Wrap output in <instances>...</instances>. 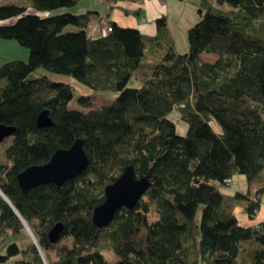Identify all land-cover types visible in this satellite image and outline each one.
<instances>
[{"label": "trees", "instance_id": "1", "mask_svg": "<svg viewBox=\"0 0 264 264\" xmlns=\"http://www.w3.org/2000/svg\"><path fill=\"white\" fill-rule=\"evenodd\" d=\"M18 1L0 5V41L30 51L29 61L0 67V125L16 130L10 165L0 164V264H264V223L245 227L236 215L242 206L254 219L264 195V0H201L187 54L166 16L153 38L113 22L95 38L89 13L56 14L81 0ZM41 69L119 96L103 109L82 96L89 110L69 109L75 87L34 77ZM45 111L53 125L40 128ZM174 111L190 126L186 137L169 120ZM79 139L90 160L84 173L25 194L19 175ZM130 166L151 188L97 227L107 187ZM239 175L247 192L223 190ZM110 252L117 262L106 260Z\"/></svg>", "mask_w": 264, "mask_h": 264}, {"label": "crops", "instance_id": "2", "mask_svg": "<svg viewBox=\"0 0 264 264\" xmlns=\"http://www.w3.org/2000/svg\"><path fill=\"white\" fill-rule=\"evenodd\" d=\"M11 3H19L18 0H0V5H10ZM201 0H121L118 3H107L105 0H81V3L71 10H62L56 14L72 13L73 15L89 16L88 33L89 36L98 38L106 23H116L120 27L137 29L143 36L153 38L158 32L156 21L162 17H167L168 27L176 40V49L182 54L189 53L188 31L199 23L201 16L199 9ZM97 31H96V30ZM182 38V41H179ZM3 43V42H2ZM0 43V47L4 46L6 50L15 51L17 56H9L0 53V67L10 60L26 61L28 53H22L15 46ZM160 52V50H159ZM13 62V61H12ZM247 182L245 179H235V193L247 192ZM234 194V193H232ZM261 211L254 219H250L242 206L236 209V215L242 226L257 227L264 223V195L262 196Z\"/></svg>", "mask_w": 264, "mask_h": 264}, {"label": "water", "instance_id": "3", "mask_svg": "<svg viewBox=\"0 0 264 264\" xmlns=\"http://www.w3.org/2000/svg\"><path fill=\"white\" fill-rule=\"evenodd\" d=\"M38 121L40 128L52 126L53 120L50 118V111L43 112ZM15 131L13 127L0 125V144L6 141L7 138L13 137L16 134ZM84 143L83 140L79 139L71 149L57 151L49 163L32 166L21 173L19 183L24 193L28 194L30 190L41 185L56 184L62 187L67 181L74 180V178L84 173L90 165ZM151 184L152 182L148 178L138 179L134 168L132 166L128 167L115 183L107 187L106 200L97 207L93 215L95 225L100 228H107L114 221L119 210L123 208L135 209L151 188ZM0 194L4 197L1 190ZM60 232L59 227L52 232V241H57ZM30 233L34 242L38 244L34 234L31 231Z\"/></svg>", "mask_w": 264, "mask_h": 264}, {"label": "rangeland", "instance_id": "4", "mask_svg": "<svg viewBox=\"0 0 264 264\" xmlns=\"http://www.w3.org/2000/svg\"><path fill=\"white\" fill-rule=\"evenodd\" d=\"M226 8H228L227 5H226ZM109 26H110V23H106L103 31H101L102 35H103V32L105 31V29L107 30ZM76 31H78V30L74 26H68L67 29L65 30V32H76ZM179 41H182V38H179ZM0 43H2L4 45L8 44L11 47L15 46L22 53L27 52L28 58L26 61L25 60L24 61L25 62L29 61L30 51L28 48H26V47L23 48L22 46H20L15 41L10 42V41L2 40V41H0ZM4 48H5L4 46L0 47V53L1 54H7L11 57L17 56L20 58V55H13V54H16V52L14 50L9 51V50H6ZM202 59H204V61L210 62V63L215 62V60H217V58L213 55H211V56L204 55L202 57ZM10 61L12 62V61H22V60H14L13 59ZM24 61H22V62H24ZM40 75L48 76V77H50L51 80H53L55 82H64V83H68V84L70 83V84H72V86L75 87V96H74L75 98L73 101L70 102L69 109L78 110V111H82V110L88 111L89 109L85 108L80 101L82 96L90 98V105L94 109H103L106 106L112 105L114 103V100L119 96L118 93H116V92H114V93H112V92H103V93L96 92L93 89H91L90 87L84 85L83 83L75 80L74 78H72L70 76L67 77V76H63V75H55V74H52L48 71L46 72L45 70L41 69V70H38L36 72L34 77H38ZM169 120H171L175 124V126H177V134L180 137H182V136L186 137L188 135V131H189L190 126L183 120L182 115H180L179 112L174 111V112L170 113ZM211 124L219 134L222 133V127L220 126V124H218L215 120L213 122H211ZM12 142H13V137H10V138H7L6 141H4L3 143L0 144V164L6 165V166L10 165V161L5 156V151L9 146L12 145L11 144ZM236 178L237 179L241 178V179L246 180L247 184H245V185H246V190H247V185H248L247 178L243 175H239ZM234 185H235V180H234ZM233 187L224 188L223 190H225L227 193L228 192L229 193H235L236 189H234ZM149 200H150V197L149 196L146 197V202L149 203ZM150 204L152 205L151 222H153L155 220H158L159 215H157L155 213L156 212L155 204H153V203H150ZM31 238H33L32 235H31ZM105 257H106V260L109 262L110 261L111 262H117L118 261L116 255L113 252L106 253Z\"/></svg>", "mask_w": 264, "mask_h": 264}, {"label": "built area", "instance_id": "5", "mask_svg": "<svg viewBox=\"0 0 264 264\" xmlns=\"http://www.w3.org/2000/svg\"><path fill=\"white\" fill-rule=\"evenodd\" d=\"M111 25L108 27V29L103 32V36H108L109 34H111V32H113V30L111 29ZM229 183H232L230 180H229Z\"/></svg>", "mask_w": 264, "mask_h": 264}]
</instances>
